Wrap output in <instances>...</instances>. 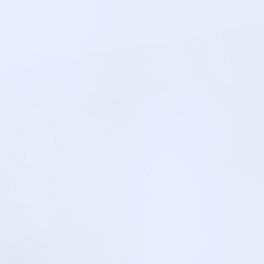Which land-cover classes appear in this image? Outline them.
Returning <instances> with one entry per match:
<instances>
[{
	"label": "snow or ice",
	"instance_id": "1",
	"mask_svg": "<svg viewBox=\"0 0 264 264\" xmlns=\"http://www.w3.org/2000/svg\"><path fill=\"white\" fill-rule=\"evenodd\" d=\"M0 264H264V0H0Z\"/></svg>",
	"mask_w": 264,
	"mask_h": 264
}]
</instances>
